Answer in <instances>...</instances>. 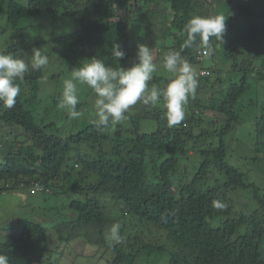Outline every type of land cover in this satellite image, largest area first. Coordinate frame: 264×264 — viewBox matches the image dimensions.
<instances>
[{
	"label": "trees",
	"instance_id": "trees-1",
	"mask_svg": "<svg viewBox=\"0 0 264 264\" xmlns=\"http://www.w3.org/2000/svg\"><path fill=\"white\" fill-rule=\"evenodd\" d=\"M66 2L0 0V16L5 15L9 27L20 25L22 30L21 21L55 17ZM232 3L84 0L73 31L27 44L23 34L19 39L5 40L0 52L26 54L30 59L32 49L38 48L48 56L49 64L39 70L29 67L24 79L17 81L21 92L12 109L0 105V130L18 132L0 133V138L9 135L0 143V190L26 188L35 181L43 186L37 192L65 197L62 206L73 217L67 222L64 216L57 232L65 234V240L79 237L106 249L112 257L109 264H130L133 260L120 242L106 239L119 219L126 217L131 220L119 224L120 233L127 224L126 242L136 233L135 221L167 232L180 252L168 253L148 244L143 247L148 256H167V264H264V193L246 181L242 164L229 162L232 153L225 141L241 120L250 84L264 85V0ZM223 5L230 9L226 21L237 28H226L222 46L213 37L205 54L199 51V39L192 48H183V28L188 20L196 15L215 16L216 8ZM240 18L244 21L239 22ZM116 44L125 53L119 60L112 52ZM139 44L156 52L154 62L158 65L146 94L153 86L167 84L171 74L163 68V60L169 52H180L193 66L198 87L189 97L179 124L169 127L162 108L138 101L122 122L102 128L93 123V116L88 115L92 112L84 109L89 98L92 104L96 98L90 93L77 104L79 118L72 119L58 108L64 81L74 67L91 57L113 68L130 67ZM209 56L215 57L213 66L203 64ZM200 69L208 73L197 74ZM49 88L53 91L44 97L41 91ZM77 89L84 91L79 83ZM142 119L154 121L156 128L142 131ZM252 119V148H243L251 155L243 156L246 160L257 159L264 152V101ZM19 135L31 144L19 140ZM61 187L63 191H57ZM235 189H251L256 207L236 212L230 197ZM214 202L222 207H214ZM47 242L41 221L27 219L19 233H8L0 241V255L8 257V264H39Z\"/></svg>",
	"mask_w": 264,
	"mask_h": 264
},
{
	"label": "rangeland",
	"instance_id": "rangeland-1",
	"mask_svg": "<svg viewBox=\"0 0 264 264\" xmlns=\"http://www.w3.org/2000/svg\"><path fill=\"white\" fill-rule=\"evenodd\" d=\"M70 0H67L66 4ZM233 0H227V3L233 4ZM203 2V0H202ZM82 4V5H81ZM206 5V0H204ZM84 7V0H73L66 6H63L62 10L52 17L50 15L38 16L33 19L23 20L20 22L23 29L21 30L20 25L17 27H9L7 21H5V15L0 16V51L5 45V40L12 41L19 39V36L23 34L25 43L35 42L40 38H50L55 35L67 34L78 26V18L80 12ZM224 11H219L223 10ZM218 13L215 15H225L226 18L230 17L229 8L222 7L216 8ZM220 12V13H219ZM240 21H244L241 18ZM227 29H236L237 27H232L230 21H225ZM30 25V26H29ZM24 43V44H25ZM132 44V43H131ZM219 47V43H217ZM209 50V48L207 49ZM154 59L156 52L152 51ZM216 58L217 57L216 55ZM215 63V57H207L203 64L206 66H213ZM80 64H78L79 66ZM216 65V64H215ZM238 79V76H236ZM264 81V80H263ZM50 86V83H47ZM84 88L83 92L78 91V100H84V96L87 93L94 94L92 89L87 85L81 84ZM259 86L254 87V84H250L247 93L245 94V108L243 109L240 122H238L233 129H231L225 137V141L228 149L232 153V156L228 157L229 162H239L242 170L246 174V181L254 183L262 189L261 192L264 193V152L259 155L257 159H245L243 156H251L250 154H245L243 148L247 145H251L253 141L251 140L250 132L252 128V117L258 115V107L264 101V85L259 84ZM49 86H46L48 88ZM61 88V87H59ZM50 89V88H49ZM63 89V87H62ZM53 89L48 91H41L44 97L47 93L52 92ZM89 95H86L88 97ZM95 97V96H94ZM90 99V98H89ZM87 100L83 105L87 112H93V104L90 100ZM262 99V100H261ZM90 118L93 114H88ZM81 122V121H80ZM82 123V122H81ZM141 130L148 132L156 128V123L149 119L140 120ZM8 125L5 126L7 128ZM11 132L14 135L18 132L7 130H0V133ZM9 135H5L0 138V143L4 144V139ZM21 141H26L28 144L31 142L24 136H18ZM238 149H241L238 153H235ZM190 153V152H189ZM255 152L252 154L254 155ZM255 156H258L255 154ZM247 157V158H248ZM191 160L189 156L187 162ZM184 170H188V166L182 164ZM212 179H209V184H212ZM2 183L0 182V185ZM64 188H58L57 191L62 192ZM235 191V192H234ZM231 192L230 197L233 199V204L236 212H245L254 209L256 206L253 203L252 190H242L235 189ZM63 203H65V197H61L60 194H50L48 192H36L30 193L25 188H11L9 190H0V241L5 239L6 235L11 232H18L22 227V224L27 220H40L41 225L45 227L48 235L47 251L43 254L42 259L39 264H109L110 253L98 246L94 245L92 241L79 240L75 241L65 240V234H60L57 232L58 225L64 216L67 217V222H69L73 216L70 210L66 207L63 208ZM113 206V204H111ZM71 216V217H70ZM51 220V221H49ZM131 219L125 218L124 220L119 219L118 223L121 224L124 221L127 222ZM49 221V222H48ZM133 222V220H132ZM53 224V227H52ZM134 230L136 235L133 234L132 238L126 242L128 236L127 224L124 225V231L120 233L121 241L120 246L126 250L128 254L133 257L130 264H167L168 257L157 255L148 256L144 251V244H149L152 246L161 247L163 250L169 253V251L180 252L178 247H176L173 242L168 238L167 232L159 229L158 227L151 225L146 222H133ZM9 226L7 229L6 227ZM65 226V225H64ZM3 235V237H2ZM58 235V236H57ZM89 235V234H88ZM90 236V235H89ZM136 236V237H135ZM140 240V242L137 241ZM136 240V242H135ZM72 241V243H71ZM86 244H84V243ZM114 242V241H112ZM45 247L44 245H41ZM73 249H72V247ZM44 253V251H43ZM167 253V254H168ZM156 256V257H155Z\"/></svg>",
	"mask_w": 264,
	"mask_h": 264
},
{
	"label": "clouds",
	"instance_id": "clouds-1",
	"mask_svg": "<svg viewBox=\"0 0 264 264\" xmlns=\"http://www.w3.org/2000/svg\"><path fill=\"white\" fill-rule=\"evenodd\" d=\"M225 21V15L191 17L183 28V33L186 34L183 48H192L199 39L201 44L199 51L205 54L207 49L211 48L213 37L216 43L222 45L226 31ZM112 52L117 60L125 55L118 44L113 47ZM25 57L26 54L0 52V105L6 109H12L15 106L16 98L21 92L17 81L24 79L29 67L39 70L49 64L48 56L42 54L38 48L32 49L30 59ZM87 60L88 62L83 60L78 67H74L70 78L64 81L58 108L66 110L72 119L79 118L77 84L87 85L96 97L92 106L93 123L105 129L109 124L115 125L122 122L126 118L128 109L138 101L146 106L162 108L168 126H175L184 119L185 105L189 97L195 95L198 87L193 66L177 51L169 52L163 60V68L171 74L167 84L162 88L153 86L147 94L148 82L158 68L154 62L153 53L147 45L137 46L136 60L127 68L106 66L102 60L94 57ZM207 73L208 71L203 69L197 72L200 75ZM46 79L47 77H44L45 81ZM35 183L38 182L31 181L25 189L30 193H36L39 190L32 191ZM39 185L42 189L43 186ZM214 207H222V204L214 202ZM106 239L117 243L121 241L119 224L110 229ZM110 258H112L111 254ZM0 264H8V257L0 255Z\"/></svg>",
	"mask_w": 264,
	"mask_h": 264
},
{
	"label": "built area",
	"instance_id": "built-area-1",
	"mask_svg": "<svg viewBox=\"0 0 264 264\" xmlns=\"http://www.w3.org/2000/svg\"><path fill=\"white\" fill-rule=\"evenodd\" d=\"M40 189H41V186L38 183L33 184V186H32V191L33 192L37 191V190H40Z\"/></svg>",
	"mask_w": 264,
	"mask_h": 264
}]
</instances>
